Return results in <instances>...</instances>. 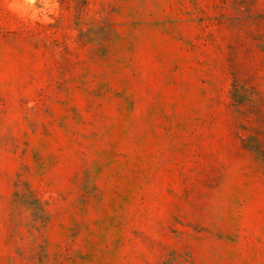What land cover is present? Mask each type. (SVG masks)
<instances>
[{"label": "rangeland", "instance_id": "374dc122", "mask_svg": "<svg viewBox=\"0 0 264 264\" xmlns=\"http://www.w3.org/2000/svg\"><path fill=\"white\" fill-rule=\"evenodd\" d=\"M0 264H264V0H0Z\"/></svg>", "mask_w": 264, "mask_h": 264}]
</instances>
